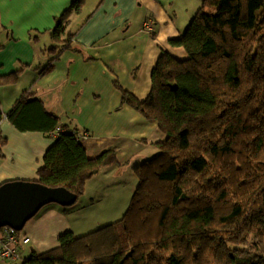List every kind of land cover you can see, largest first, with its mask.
<instances>
[{"label":"trees","instance_id":"1","mask_svg":"<svg viewBox=\"0 0 264 264\" xmlns=\"http://www.w3.org/2000/svg\"><path fill=\"white\" fill-rule=\"evenodd\" d=\"M83 3L58 18L56 41ZM170 42L187 58L163 52L143 101L122 90L123 102L165 135L159 152L134 168L138 184L123 217L84 235L66 232L56 248L21 264H264V0H203ZM39 112L45 119L37 122ZM7 117L22 131L62 129L40 183L79 199L89 179L118 164L115 148L90 158L79 132L60 126L37 98L24 94Z\"/></svg>","mask_w":264,"mask_h":264},{"label":"crops","instance_id":"2","mask_svg":"<svg viewBox=\"0 0 264 264\" xmlns=\"http://www.w3.org/2000/svg\"><path fill=\"white\" fill-rule=\"evenodd\" d=\"M73 1L0 0V135L5 139L0 144V185L38 181L46 151L58 138L55 131H22L8 119L17 100L27 94L57 116L60 126L82 134L90 158L116 149L118 164L102 168L86 183V198H95L98 193L88 191L91 183L100 177L112 183L129 171L137 178L134 168L159 152L157 143L165 135L158 123L123 102L122 90L143 101L163 52L187 58L185 49L170 41L187 30L203 0H84L80 11L69 14L62 41H56L57 20ZM149 18L155 24L152 34L143 27ZM67 38L70 43L64 47ZM57 45L59 52L53 50ZM35 119L45 116L39 112ZM113 194L118 195L108 192ZM69 207L48 204L26 223L19 233L30 238L22 244L25 258L33 251H50L63 234L75 233L69 213L77 208Z\"/></svg>","mask_w":264,"mask_h":264},{"label":"water","instance_id":"3","mask_svg":"<svg viewBox=\"0 0 264 264\" xmlns=\"http://www.w3.org/2000/svg\"><path fill=\"white\" fill-rule=\"evenodd\" d=\"M78 195L64 186L52 187L38 181L13 180L0 185V231L9 226L22 231L26 223L48 204H75Z\"/></svg>","mask_w":264,"mask_h":264},{"label":"rangeland","instance_id":"4","mask_svg":"<svg viewBox=\"0 0 264 264\" xmlns=\"http://www.w3.org/2000/svg\"><path fill=\"white\" fill-rule=\"evenodd\" d=\"M121 177L112 183L107 182L109 180L108 177L105 179L100 177L98 182L91 183L88 188L89 192L91 189L95 190L98 196H95V198H93L94 196L92 198L91 196L86 198L87 195L85 193L73 204L77 210L75 212L71 211L69 215L75 226V235L79 236L90 233L109 223H114L123 217L133 196L131 191L133 186L131 184L135 181L134 184L137 186L138 180L130 171L129 173L121 174ZM120 180H124V182L122 183ZM121 185L124 188L119 191L118 187ZM108 192H116L118 195H108ZM16 264H21V261Z\"/></svg>","mask_w":264,"mask_h":264},{"label":"built area","instance_id":"5","mask_svg":"<svg viewBox=\"0 0 264 264\" xmlns=\"http://www.w3.org/2000/svg\"><path fill=\"white\" fill-rule=\"evenodd\" d=\"M154 25V20L149 18L144 22L143 27L149 34H152L154 32ZM61 130L60 127H57L55 132L59 133ZM81 137V133H77V138L80 139ZM3 232V236L0 239V260H8L13 263L22 261L25 258L22 244L28 243L30 238L20 237L19 232L9 226L4 227Z\"/></svg>","mask_w":264,"mask_h":264}]
</instances>
